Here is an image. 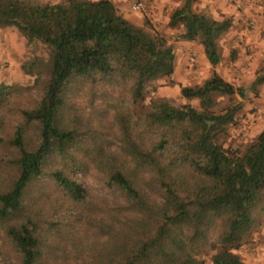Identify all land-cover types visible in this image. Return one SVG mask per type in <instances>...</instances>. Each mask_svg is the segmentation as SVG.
<instances>
[{
    "label": "trees",
    "instance_id": "obj_1",
    "mask_svg": "<svg viewBox=\"0 0 264 264\" xmlns=\"http://www.w3.org/2000/svg\"><path fill=\"white\" fill-rule=\"evenodd\" d=\"M181 1L169 26L219 65V41L232 19L198 13L197 0ZM7 26L50 50L48 60L24 65L43 90L36 107L5 112L16 90L0 85V158L14 154L0 170L12 178L0 189V222L21 264H72L84 254L92 264H204L207 254L212 264H245L238 251L264 212V129L243 150L228 149L224 137L242 103L216 108L218 98L244 99L247 91L214 73L181 87L199 109L164 97L143 109L149 85L174 75L176 51L148 20L137 26L126 19L113 0H0V28ZM262 84L264 63L250 90ZM116 89L129 117L120 114V126L134 167L125 171L113 156L94 160L113 194V205L99 215L94 196L74 176L91 157L90 141L78 116L67 114L68 98L76 90L113 100ZM147 176L150 184H139Z\"/></svg>",
    "mask_w": 264,
    "mask_h": 264
},
{
    "label": "rangeland",
    "instance_id": "obj_2",
    "mask_svg": "<svg viewBox=\"0 0 264 264\" xmlns=\"http://www.w3.org/2000/svg\"><path fill=\"white\" fill-rule=\"evenodd\" d=\"M38 1L43 4H54L61 0ZM150 1L157 2L158 0ZM169 1L173 13L182 5L181 0ZM132 2L128 1L127 4L130 5L131 11ZM195 9L198 13L208 14L215 19H232L231 29L219 41V49L222 55L221 63L213 66L208 61L204 48L199 42L182 40L180 38L182 29L171 28L169 24L163 21L147 19L151 30L165 36L174 46L176 62L175 73L171 78H162L149 85L150 94L142 104L143 109L149 107L151 100L156 97L167 98L176 107L188 104L199 109L198 100L190 101L183 98L181 87L201 85L214 73H217L235 87L244 88L247 91V96L244 99L238 94L218 98V107L216 108L217 111H222L242 103V108L235 122L229 126L224 137L226 148L241 151L247 145L255 142L264 129V84L260 85L256 91L250 90L264 63V0H197ZM187 44L190 46L186 47ZM182 54L185 56L186 62L181 65L178 58L180 59ZM49 55L50 50L46 45L29 43L17 27L0 28V85L11 86L16 90L9 98L12 105L10 107L8 105L5 112L16 111L18 108L36 107L40 102L43 95L42 87L41 85L37 86L35 78L26 73L24 65L37 57L48 60ZM191 62L194 64L193 68H189ZM99 93L102 96L103 93ZM113 93V100L103 97L91 99L89 96L78 94L74 90L68 98L69 110L67 114L74 113L78 116L77 119L81 120L80 124L84 129V137L90 141L87 148L91 157L83 161V167L77 170L74 176L94 196L96 205L101 207L98 212L99 215L107 207L106 204L113 205V194L103 180L105 175L93 165L94 160L99 155H103L105 158L106 156H113L116 164L124 168L125 171L134 167L129 155L131 148L127 147L123 129L120 126V114H124L129 121V117L123 108V93L117 89ZM141 109L142 107L139 106L136 110L131 109L129 111L132 113L131 115L137 116V112H140ZM34 134L28 140L31 148L38 143L37 135ZM133 138V141L141 144L137 134L133 133ZM12 154L9 151L8 154L1 155L7 158L8 155ZM78 156L81 159L82 152ZM4 158H0V170ZM143 178L139 184L142 186H146V182L150 184V177L147 176L144 180ZM11 180L12 178L8 177V173L0 176V189L8 187ZM256 218L257 226L249 236L247 243L238 251L245 264H255L258 260V256L255 257V250H253L257 246L256 242H259L260 247L264 250L261 245L264 244V212L259 210ZM260 253L264 256V251H260ZM203 258L204 264H212L210 254ZM92 261L88 255L84 254L72 264H92ZM0 264H21L17 254L6 239L1 222Z\"/></svg>",
    "mask_w": 264,
    "mask_h": 264
},
{
    "label": "crops",
    "instance_id": "obj_3",
    "mask_svg": "<svg viewBox=\"0 0 264 264\" xmlns=\"http://www.w3.org/2000/svg\"><path fill=\"white\" fill-rule=\"evenodd\" d=\"M128 1L132 0H113V2L116 4L120 12L124 15L126 19L131 21L137 26H144L145 20H153V21H160L164 22L166 24H169L173 9L169 6L170 1L169 0H158L157 2H151L150 0H143L146 9L144 13H135L130 10V5L128 4ZM133 3V2H132ZM132 5V4H131ZM175 9V7H173ZM165 24V25H166ZM190 46L187 44L186 47ZM179 63L182 65L186 62L185 56L182 54L181 58H178ZM259 242H256V248L254 247L253 250H255V257L258 256L257 264H264V256L261 255L260 251H264L261 247ZM264 247V244H261ZM255 263V264H256Z\"/></svg>",
    "mask_w": 264,
    "mask_h": 264
},
{
    "label": "built area",
    "instance_id": "obj_4",
    "mask_svg": "<svg viewBox=\"0 0 264 264\" xmlns=\"http://www.w3.org/2000/svg\"><path fill=\"white\" fill-rule=\"evenodd\" d=\"M238 6H240V4H238ZM132 11L136 12V13H144L145 9H146V5L144 3L143 0H134L132 6H131ZM194 64L191 62L189 64V68H193Z\"/></svg>",
    "mask_w": 264,
    "mask_h": 264
}]
</instances>
